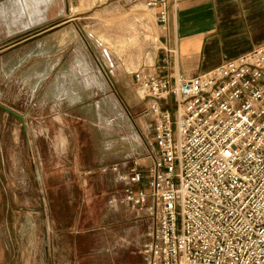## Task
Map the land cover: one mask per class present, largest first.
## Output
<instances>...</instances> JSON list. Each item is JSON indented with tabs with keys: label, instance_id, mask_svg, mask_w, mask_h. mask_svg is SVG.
Listing matches in <instances>:
<instances>
[{
	"label": "rangeland",
	"instance_id": "1",
	"mask_svg": "<svg viewBox=\"0 0 264 264\" xmlns=\"http://www.w3.org/2000/svg\"><path fill=\"white\" fill-rule=\"evenodd\" d=\"M158 34L135 0H0V106L24 122L0 109V264H140L150 220L99 168L149 148L127 85L163 74Z\"/></svg>",
	"mask_w": 264,
	"mask_h": 264
},
{
	"label": "built area",
	"instance_id": "2",
	"mask_svg": "<svg viewBox=\"0 0 264 264\" xmlns=\"http://www.w3.org/2000/svg\"><path fill=\"white\" fill-rule=\"evenodd\" d=\"M135 1L166 30V0ZM169 65L131 74L149 148L99 168L150 220L140 264H264V45L192 77Z\"/></svg>",
	"mask_w": 264,
	"mask_h": 264
},
{
	"label": "crops",
	"instance_id": "3",
	"mask_svg": "<svg viewBox=\"0 0 264 264\" xmlns=\"http://www.w3.org/2000/svg\"><path fill=\"white\" fill-rule=\"evenodd\" d=\"M166 2L168 22L165 31L159 29L158 38L160 58H169V73L175 70L185 77L204 74L228 60L264 45V0ZM22 3L20 2V5ZM21 6L27 8L25 4ZM151 13L153 15L152 11ZM80 74V84L84 88H90L93 78L85 67H75L72 78H69L70 82L74 84L75 77ZM99 77L98 80L94 78L95 83L106 89V82ZM130 85L134 86L132 79L127 86ZM126 96L128 97V94H125ZM68 98H74L73 92ZM128 106L134 112H140L144 111L146 104L140 100L139 103H131Z\"/></svg>",
	"mask_w": 264,
	"mask_h": 264
},
{
	"label": "water",
	"instance_id": "4",
	"mask_svg": "<svg viewBox=\"0 0 264 264\" xmlns=\"http://www.w3.org/2000/svg\"><path fill=\"white\" fill-rule=\"evenodd\" d=\"M0 109L3 110L4 112L10 114L14 118H16L20 122V124L23 126V124H24L23 119L19 115L13 113L12 111H10V110H8L6 108L1 107V106H0Z\"/></svg>",
	"mask_w": 264,
	"mask_h": 264
},
{
	"label": "bare ground",
	"instance_id": "5",
	"mask_svg": "<svg viewBox=\"0 0 264 264\" xmlns=\"http://www.w3.org/2000/svg\"><path fill=\"white\" fill-rule=\"evenodd\" d=\"M61 10L62 9H59V11L61 12ZM81 59V58H80ZM79 61V60H78ZM82 63V62H81ZM74 64V63H73ZM77 67V66H76ZM78 68V67H77ZM75 70H77V69H75ZM79 70V69H78ZM75 73V72H74ZM83 73V72H82ZM85 74V73H84ZM86 75V74H85ZM75 77V76H74ZM87 77V76H86ZM86 79H88V77L86 78ZM86 81V80H85ZM92 83H93V81H91ZM85 84V83H84ZM87 84V83H86ZM85 86V85H84ZM87 87V86H86ZM87 88H89V86L87 87ZM71 96V95H70Z\"/></svg>",
	"mask_w": 264,
	"mask_h": 264
}]
</instances>
